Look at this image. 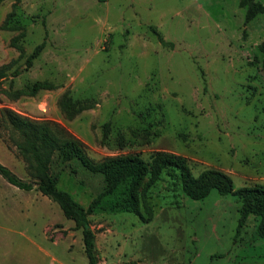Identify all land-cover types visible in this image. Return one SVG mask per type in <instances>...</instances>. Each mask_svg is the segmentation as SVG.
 Returning <instances> with one entry per match:
<instances>
[{
  "label": "rangeland",
  "instance_id": "1",
  "mask_svg": "<svg viewBox=\"0 0 264 264\" xmlns=\"http://www.w3.org/2000/svg\"><path fill=\"white\" fill-rule=\"evenodd\" d=\"M246 11L239 0H4L0 68L11 70L0 80V113L58 123L94 162L169 152L194 176L222 171L234 191L264 185V14L247 21ZM44 82L56 88L17 95ZM65 93L96 105L68 120L58 105ZM18 141L0 117V163L32 181ZM51 171L85 208L97 200L99 264H264L259 222L238 228L233 194L193 200L163 172L135 214L112 209L117 198L101 196L103 178L76 163L55 158ZM0 264L89 263L82 232L56 203L0 175Z\"/></svg>",
  "mask_w": 264,
  "mask_h": 264
},
{
  "label": "trees",
  "instance_id": "2",
  "mask_svg": "<svg viewBox=\"0 0 264 264\" xmlns=\"http://www.w3.org/2000/svg\"><path fill=\"white\" fill-rule=\"evenodd\" d=\"M3 1L0 0V4ZM239 1L240 6L247 9V21L259 14H264L263 3L257 0ZM11 16L12 13L8 14L2 25L3 29L8 28L7 20ZM12 44L18 46L16 38L13 39ZM43 48V44L37 46L27 59L29 67ZM9 70H11V64L0 68V80L8 76ZM12 74L18 76L19 71L15 70ZM55 88L51 83L44 82L40 85L27 86L17 95L35 96L39 90ZM58 105L64 116L68 120H73L82 112L93 109L96 104L92 100H74L65 93L59 99ZM0 117L19 133L21 141L16 143V148L27 162L33 180L19 178L1 163L0 175L9 184L24 191L36 189L56 203L64 216L74 222L75 229L82 232L84 251L89 264H99L95 247V232L90 220V216L97 210L98 203L96 200L85 208L69 192L59 188L60 173L53 174L51 171L55 158L61 165L73 162L83 171L101 176L104 182L101 196L115 195L117 198L111 208L135 214H140V195L154 186L163 172H167L172 179H178L186 196L193 200H202L213 190H217L223 196L233 194L241 204L238 228H242L250 217H255L259 222V233L264 237V185L262 184L234 191L232 179L227 174L209 169L194 176L186 158L169 152H154L148 161L139 155H127L94 162L88 157L85 144L58 123L35 122L10 109L2 110ZM109 133V127L105 126L102 144L110 143ZM139 136L144 139L148 138L146 134H139ZM75 172L76 170L72 171V173Z\"/></svg>",
  "mask_w": 264,
  "mask_h": 264
},
{
  "label": "water",
  "instance_id": "3",
  "mask_svg": "<svg viewBox=\"0 0 264 264\" xmlns=\"http://www.w3.org/2000/svg\"><path fill=\"white\" fill-rule=\"evenodd\" d=\"M97 261H98V259H97Z\"/></svg>",
  "mask_w": 264,
  "mask_h": 264
}]
</instances>
